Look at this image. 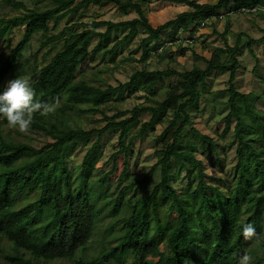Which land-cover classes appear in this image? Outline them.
<instances>
[{
  "label": "trees",
  "instance_id": "obj_1",
  "mask_svg": "<svg viewBox=\"0 0 264 264\" xmlns=\"http://www.w3.org/2000/svg\"><path fill=\"white\" fill-rule=\"evenodd\" d=\"M39 1H49L51 5L46 10L30 9L16 0H7L22 13L0 20V46L17 25L26 26L20 42L10 48L7 59L0 63V91L8 76L15 78L19 74V59L36 33L42 34L40 51L61 46L50 60V49L43 54L42 61L35 55L36 81L31 85L38 102L55 107L62 101L54 111L34 114L30 127L45 133L53 142L36 149L27 142L8 140L0 128V238L11 243L8 262L40 264L70 260L74 264H128L130 260V264H238L239 257L246 253L253 258L251 264H264V147L260 144L264 134L255 112L261 96L241 93L236 86L241 37L234 47L225 41L223 48L204 59V69L194 66L185 72L150 71L146 66L153 53L177 42L181 33L194 26L197 31L203 22L219 16L249 15L241 13L242 9H262L264 0H218L217 5L195 0H158L186 7L185 12L161 25L151 23L142 8L149 0ZM110 3L122 13L135 11L138 18L119 23H80L65 27L57 35L51 34L50 23L58 22L62 14L76 13L92 4ZM103 26L106 31H99ZM75 27L82 30H74ZM140 30L148 35L140 44L141 63L145 66L136 70L128 82L102 88L86 78L78 79L79 67L98 60L102 48L105 54L100 60L108 54L115 63L120 50L139 36ZM120 32L125 34L121 40ZM167 32L169 41H164ZM113 37L116 43L109 48ZM262 43L264 37L250 40L248 45ZM214 72L230 74L226 131L230 130L233 117L236 121L233 133L237 167L233 181L225 185L209 183L205 163L197 158L200 146L215 147L214 140L195 128L186 133L192 123L191 112L199 109L201 91ZM171 78L177 82L165 91V98L155 99L159 86ZM126 92L145 93L155 103L121 110L112 116L105 114L107 123L101 129L86 131L72 122L73 115L91 112L78 106L99 108L121 99ZM143 115H150L149 120L143 121ZM168 117L162 133L154 139L157 163L142 180L125 186L114 199L110 211L124 220L113 238L115 244L107 241L109 246L104 243L97 257H87L88 245L103 214L97 206V188L108 189V180L115 173L120 156L126 160L119 180L122 184L127 179L135 141L144 140ZM1 121L6 119L0 116ZM138 126L140 130L133 134ZM107 133L118 134L119 150L111 157L113 169L95 180L103 151L102 138ZM94 137L96 142L84 156L78 174L72 172L68 165L70 151ZM195 140L201 142L199 146ZM157 172L160 182L150 194L127 200L134 189H146ZM184 173L186 186L179 191L174 183L180 182ZM173 213L176 216L171 218ZM247 222H253L259 234L251 240L242 235V226ZM113 233L112 228L108 229V235ZM164 233H171V246L166 250L159 243Z\"/></svg>",
  "mask_w": 264,
  "mask_h": 264
},
{
  "label": "rangeland",
  "instance_id": "obj_2",
  "mask_svg": "<svg viewBox=\"0 0 264 264\" xmlns=\"http://www.w3.org/2000/svg\"><path fill=\"white\" fill-rule=\"evenodd\" d=\"M7 0H0V20L10 19L21 15L22 11L6 3ZM18 3L25 4L28 8H38L46 10L50 7V2H40L39 0H16ZM201 4L217 5L218 0H195ZM142 8L149 18L151 23L161 25L166 23L180 13L186 11L183 5H173L169 3H161L158 0H149L148 3L143 4ZM223 15V14H222ZM225 16V15H224ZM138 18L135 11L130 10L127 13H122L115 4L89 5L86 8L79 9L76 13L62 14L58 22L50 23L51 34L57 35L65 27L73 26L80 23L90 24L92 22H114L119 23L123 21H131ZM191 28L188 32L180 34L181 43L177 46H166L159 50L158 53H153L151 59L146 64L148 70H166L175 69L180 72L190 71L194 66H199L202 69L206 68L204 59L209 58L212 53L218 48H223L225 41L231 47H234L239 37H241V54L238 56L240 67L237 73L236 86L241 93L249 94L255 93L261 96V100L255 107V112L259 115V122L262 125L264 134V43L253 44L249 47L250 40L258 41L264 37V10L254 14H238L225 16L223 19L213 20L211 23L197 31ZM74 30H82V28L75 27ZM195 30V31H194ZM26 26L17 25L0 46V63L4 62L9 53L10 48H14L22 39ZM99 31L105 32L106 27L99 28ZM124 33H119V40L123 39ZM148 35L140 30L139 36L134 38L128 45L120 50V54L115 57V63H112L111 56L105 55L104 60H100L101 55L105 54L102 48L97 54L98 60L95 62H86L78 69V79L86 78L93 85L106 88L107 86H118L121 83L129 81L130 76L136 71L141 70L145 65L141 63L142 52L140 44ZM195 37L193 41H189ZM169 33L163 35L164 41H169ZM42 41V34L36 33L27 45L22 57L19 59L17 77L26 79L30 85L36 81V66L34 64L35 55L38 61H42L43 54L50 49V60L61 48L49 47L40 51V44ZM116 43L114 37L111 39L109 48ZM14 79L12 75L8 76L4 82ZM229 73L214 72L212 73L206 83V88L201 91V99L198 110L191 112L192 123L187 127L186 133L190 132L191 128H195L201 134L212 138L215 142V147L200 146L197 153V158L205 163L206 173L208 175V182L220 185L230 183L234 179L235 170L237 167V144L234 141L233 129L235 126V118H232V124L229 131H226L225 117L229 114L230 108L228 106L229 100ZM177 82L176 78H171L165 83L161 84L157 89V100L165 98V91ZM153 97L147 96L145 93L130 94L126 92L121 99L114 100L105 106L95 108L91 105L78 106L82 110L91 111L86 114H75L72 117V122L83 130L89 131L92 129H101L106 125L104 115L112 116L121 110H132L136 106L153 105L155 102ZM52 108L54 111L56 107ZM95 110V111H92ZM150 115H143L142 120L148 121ZM168 118H164L162 122L155 128L153 132H149L144 140H136L134 147L131 150V157L127 171V179L120 184L119 180L126 169V160L124 156H120L117 160V168L113 175L108 180V189L101 190L97 188L96 193L100 195L97 206L103 210V214L98 223V229L92 242L88 245L87 257H97L102 251V245L107 241L113 245L114 237L124 224L122 218H116L111 213V207L114 199L118 197L121 190L131 184L132 182L142 180L149 172L150 168L157 163L155 155L156 144L154 139L160 135L165 128ZM0 128L5 137L15 143H29L36 149H41L47 144L52 143L53 140L43 132L29 130L21 133L17 128H14L6 121L0 122ZM140 126L134 129L133 134H137ZM118 134L107 133L102 138L103 151L101 153V162L99 164V171L96 173L95 180H98L104 174L113 169V161L111 157L118 152ZM96 142L94 137L85 145L79 144L75 146L69 153L68 165L72 172L78 174L82 166L84 156L87 151ZM199 146L200 141L195 140ZM264 147V140L260 142ZM108 164L106 165L105 163ZM105 164V165H104ZM185 173L183 174L184 177ZM160 182L159 172H157L150 180L146 189L136 188L127 195V200L135 201L136 199L150 194L155 186ZM175 187L186 186L185 177L180 182L174 183ZM128 209H126L127 211ZM123 217L124 214H122ZM176 216L175 213L171 218ZM113 229V234L108 235V229ZM264 228V226H263ZM105 237L107 239H105ZM160 246L163 250L171 246V233H164L159 238ZM109 246V245H108ZM11 243L5 238H0V264H10L6 256L10 255ZM78 257V256H77ZM253 260V258H252ZM252 262V261H251ZM131 261H128L130 264ZM40 264H74L70 260H56V261H41ZM110 264H116L114 262Z\"/></svg>",
  "mask_w": 264,
  "mask_h": 264
},
{
  "label": "clouds",
  "instance_id": "obj_3",
  "mask_svg": "<svg viewBox=\"0 0 264 264\" xmlns=\"http://www.w3.org/2000/svg\"><path fill=\"white\" fill-rule=\"evenodd\" d=\"M52 103L38 102L35 99V91L30 83L23 78L15 77L7 81L0 91V116H3L8 125L17 128L21 133L30 130L34 114H46L53 108ZM242 235L251 240L259 234L253 222L244 223ZM252 257L243 254L239 257L238 264H251Z\"/></svg>",
  "mask_w": 264,
  "mask_h": 264
},
{
  "label": "built area",
  "instance_id": "obj_4",
  "mask_svg": "<svg viewBox=\"0 0 264 264\" xmlns=\"http://www.w3.org/2000/svg\"><path fill=\"white\" fill-rule=\"evenodd\" d=\"M261 10L263 11L264 8H262V9H246V8H244V9H242L241 13L254 14V13L259 12V11H261ZM223 18H224L223 16H219V17H217V18H214V19H211V20H207V21L203 22V23L199 26V28H203V27H205L206 25H208L209 23H211L213 20H216V19H223ZM199 28H198V29H199ZM194 38H195V37H192L189 41H193ZM180 43H181V39H179V40H178L177 42H175V43H168L167 45H168V46H177V45H180Z\"/></svg>",
  "mask_w": 264,
  "mask_h": 264
}]
</instances>
